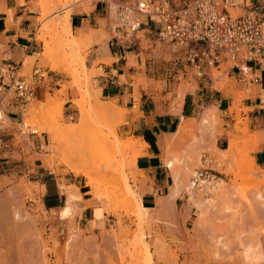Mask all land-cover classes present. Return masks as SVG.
<instances>
[{"label": "rangeland", "instance_id": "374dc122", "mask_svg": "<svg viewBox=\"0 0 264 264\" xmlns=\"http://www.w3.org/2000/svg\"><path fill=\"white\" fill-rule=\"evenodd\" d=\"M74 1L44 0L38 39L48 44L50 53L42 57L51 63L50 69L56 70L60 64L72 67L70 86L76 89L72 103L77 116L70 119L64 115L67 95L62 86L53 94L39 93L23 105L27 109L19 117L6 116V122H0V254L7 255L9 264L24 260L25 264H264V173L250 157L259 140L238 119L234 132L229 133L236 138V148L233 156L225 159L210 143L218 121L204 129L198 127L200 118L184 121L180 134L171 136L174 148H168L171 141L165 144V162L174 163L184 183L193 181L192 172H197L203 174L206 184L197 183L192 196L182 189L170 221H160L143 209L135 192L134 174L143 144L118 135L121 118L101 113L100 105L91 99L95 92L86 65L96 44L80 50L68 46L70 36L62 35L54 22ZM81 6L85 12L91 10L87 4ZM98 33L101 52L109 36L104 31ZM157 49L167 69L195 74L189 68L183 70L185 64L175 60L169 47L157 44ZM33 62L34 58L26 61V72ZM229 67L227 62L220 70H211L215 88L229 85ZM185 84L190 89L196 85L191 78ZM79 105L88 113L87 123L80 131L71 130L69 124L79 120ZM44 168L65 196L64 210L72 211L68 218L55 217L44 206ZM71 195H76L75 200ZM198 201L200 206H196ZM94 206L110 218L107 228L98 233L77 228L75 217ZM19 241L23 246L17 249ZM7 260L4 263L8 264Z\"/></svg>", "mask_w": 264, "mask_h": 264}, {"label": "crops", "instance_id": "0c3cea01", "mask_svg": "<svg viewBox=\"0 0 264 264\" xmlns=\"http://www.w3.org/2000/svg\"><path fill=\"white\" fill-rule=\"evenodd\" d=\"M250 2L261 5V0ZM40 16L39 0H0V61L25 65L26 61L34 58L32 66L43 63L42 68L48 71L50 77L49 93L66 87L67 102L63 109L64 115L71 119L77 116V109L72 103L76 89L70 86L73 69L67 64H60L58 69L52 70L51 63L42 57L44 45L38 39ZM69 24L71 36L79 39L90 32L104 31L108 34L110 18L104 13L102 5H95L90 12L76 7L71 10ZM108 36L106 50L100 52V45L92 47L86 65V70L91 72L89 85L93 92H98L100 101L112 103L123 111L118 135L144 144H140L141 155L134 167L135 192L143 209L153 212L160 221L172 220L181 196L172 202L168 198L173 176L165 165V159L167 149L174 148L171 135L184 121L197 120L203 111L212 108L218 113V123L210 143L216 150H225L229 133L234 132L238 119H241L252 137L256 136L259 140L256 151L250 157L264 173V61L251 64V79L243 78L229 67V85L218 89L209 70H204L206 76L200 78L190 74V71L167 69L162 54L157 51V44L150 40V36L138 34L131 42L117 44ZM97 60L102 61L94 66ZM185 68L188 67L183 65V70ZM190 78L196 83L191 89L185 84ZM26 109L19 103H7L3 107L9 118L19 117ZM168 141L171 142L167 148L164 144ZM43 172L44 206L53 216L68 218L72 211L70 208L64 210V194L51 172L45 168ZM261 192L264 194V187ZM75 223L81 230L98 233L107 228L110 218L101 207L94 206L76 216Z\"/></svg>", "mask_w": 264, "mask_h": 264}, {"label": "built area", "instance_id": "2783aa9c", "mask_svg": "<svg viewBox=\"0 0 264 264\" xmlns=\"http://www.w3.org/2000/svg\"><path fill=\"white\" fill-rule=\"evenodd\" d=\"M75 0L74 7L102 5L110 18L114 43H128L138 34L170 48L177 62L204 78L229 62L251 79V64L264 61V0ZM72 5V6H73ZM83 8V7H82ZM90 12V11H89ZM49 73L40 66L0 61V110L7 103L29 104L49 92ZM24 126V124H23ZM203 177V174H200Z\"/></svg>", "mask_w": 264, "mask_h": 264}, {"label": "bare ground", "instance_id": "6f19581e", "mask_svg": "<svg viewBox=\"0 0 264 264\" xmlns=\"http://www.w3.org/2000/svg\"><path fill=\"white\" fill-rule=\"evenodd\" d=\"M39 2H40V6H42V4H43V2H44V0H39ZM59 2H61V4L62 3H66V4H68L69 3V0H59ZM64 3V4H65ZM73 4H74V2H73ZM73 8H76V7H74V5L72 6V5H69L68 7H66V8H63V9H66L64 12V14H63V16H59V17H57V16H55V21L54 22H56L57 23V26L59 25V29L61 28V30H60V33L62 34V35H64V34H68V36H70V38H71V40L69 41V43H67V45L68 46H70V47H75L77 50H80L81 49V46H83V48H84V46H90V45H92V44H98L99 42H101V40L99 41L98 39H99V37H98V31L97 32H90L89 34H86V35H83V39H75V38H73L72 36H71V34H70V24H69V19H70V16H71V10L73 9ZM62 9V10H63ZM48 10V9H47ZM48 13V12H47ZM46 16V15H45ZM43 18V17H42ZM46 18V17H45ZM44 21H45V19H44ZM55 23V24H56ZM48 23L46 22V25H47ZM43 26V25H42ZM44 28V27H43ZM41 27L39 28V30H38V32L40 33L41 32ZM43 31V30H42ZM44 34V33H43ZM100 36V35H99ZM40 38H42L43 39V35H41L40 36ZM44 45V48H43V52H42V56H44V57H47L48 55H49V47H48V44L47 43H44L43 44ZM106 50V43H104V46H103V48H102V50ZM73 50V49H72ZM29 60H33L32 58L31 59H29ZM95 93L94 94H92L91 96H92V98L91 99H93V101H95L96 103H98L99 105H100V111H101V113L103 112V113H105L106 115H108V116H112L113 118H122V113H123V111H121L119 108H117L115 105H113L112 103H104V102H102V101H100L99 100V96H98V92H96V91H94ZM37 103V102H36ZM38 105V104H37ZM36 107H38V106H36ZM78 108H79V120H78V122L76 123V124H69V126L71 127L70 129L72 130V128H74V129H76L77 131H80V130H82L83 129V127H85V125H86V123H87V116H88V113H87V111L85 110V108L83 107V106H81V105H79L78 106ZM38 109V108H37ZM55 110V109H54ZM53 110V111H54ZM58 111V110H57ZM60 111V110H59ZM58 111V112H59ZM99 111V112H100ZM31 112H33V111H30V113ZM52 112V111H51ZM218 113H217V111H216V109L215 108H212V109H210V110H207V111H204L203 113H202V115H201V117H200V120H199V128L201 129V128H206V127H208V126H211V125H213L216 121H218V119H217V117H218V115H217ZM124 115V114H123ZM7 115H6V113H5V111H3V109L2 110H0V122L2 123V124H4L5 122H6V117ZM215 126H216V124H214ZM26 126V125H25ZM203 128V129H204ZM181 129H183L182 127H181ZM180 132V128L178 129V131L177 132H175L174 134H172L171 136H175L176 137V135L178 134ZM35 133V132H34ZM82 133V132H81ZM180 134V133H179ZM65 135V134H64ZM69 135H71V134H69ZM142 144V143H141ZM169 144V143H168ZM144 145V144H143ZM165 145V144H164ZM133 146H134V144H133ZM254 146H255V144H254ZM135 148V147H134ZM235 148H236V138L235 137H230L229 138V141H228V146H227V149L225 150V151H222L221 152V154H222V156L225 158V159H228V158H230L231 156H233V154H234V151H235ZM221 158V157H220ZM165 165H166V167L168 168V169H170V172L172 173V175H173V185H172V189H171V191H170V194H169V199H170V201L172 202L174 199H176L179 195H180V192L182 191V189H185L186 191H187V193H189L191 196H192V194H193V191H195L196 189H195V187H199L198 185H197V183H199V185H202V184H206V182L204 181V180H202L201 179V177H200V174L199 173H197V172H192V179H194L193 181H188L187 183H184V181H182V178H181V174H180V172H179V170L177 171V170H174V163L172 162V161H166L165 162ZM195 167V166H194ZM176 169V168H175ZM73 172V171H72ZM182 172V171H181ZM183 175H184V173H183ZM183 177V176H182ZM87 178V177H86ZM190 178V177H189ZM208 182V181H207ZM209 183H211V182H209ZM215 183V182H214ZM216 185H218L219 183H215ZM211 185V184H210ZM206 186H208V185H206ZM202 188V187H201ZM214 188V187H213ZM195 189V190H194ZM70 193V192H69ZM73 194H74V192H73ZM70 195V194H69ZM75 196L76 195H71L70 196V198L71 199H74L75 200ZM168 196V195H167ZM190 196V197H191ZM261 196V195H260ZM257 197H258V195H257ZM262 197V196H261ZM262 198H264V197H262ZM261 198V199H262ZM168 199V200H169ZM259 200V199H258ZM260 201H262V200H260ZM199 202V201H198ZM205 202V201H204ZM169 203V202H168ZM202 204V203H201ZM200 204V202L198 203V204H196V206H200L201 205ZM193 206V205H192ZM262 207H264V203H262V205H261ZM260 206V208H262ZM211 207V206H210ZM2 208V207H1ZM206 208V207H205ZM3 209V208H2ZM214 209V208H213ZM262 209H264V208H262ZM260 211V210H259ZM4 212V211H3ZM209 212V211H208ZM166 213V212H165ZM5 216H6V214H5ZM8 224V223H7ZM13 228V227H12ZM7 229V228H6ZM1 232V231H0ZM16 232V231H15ZM20 232V231H19ZM3 233V232H2ZM4 234V233H3ZM21 236H23L22 234H21ZM25 236V235H24ZM28 236V235H27ZM41 237H42V235H41ZM41 237H40V240H41ZM8 239V238H7ZM38 239V238H37ZM36 239V240H37ZM11 240V239H10ZM12 240H14V239H12ZM11 240V241H12ZM16 240V239H15ZM3 242V241H2ZM8 242H10L9 240H8ZM23 242V241H22ZM27 242V241H26ZM25 242V243H26ZM16 243V242H15ZM14 243V244H15ZM17 243H19V245L17 244V249H19L20 248V246L22 245L23 246V244L21 243V241H19V242H17ZM38 243H39V240H37V245H38ZM4 244V243H3ZM9 244V243H8ZM11 244H12V242H11ZM21 244V245H20ZM41 246H42V244H40ZM9 246H10V244H9ZM14 246V245H13ZM28 246V245H27ZM29 247V246H28ZM11 248V247H10ZM16 248V247H15ZM14 248V249H15ZM27 248V247H26ZM30 248V247H29ZM6 249H8V248H6ZM22 249L23 248H21V251H22ZM10 251H12V250H10ZM9 251V252H10ZM42 251V250H41ZM40 251V252H41ZM44 251V250H43ZM16 252V251H15ZM28 252V251H27ZM27 252H25V253H27ZM1 253H3V252H1ZM19 253V252H18ZM31 253V252H30ZM1 255V254H0ZM4 255H5V253L4 254H2L1 256L3 257V258H5V260H7L6 259V257H7V255H5L6 257H4ZM20 254H18V255H16V256H19ZM0 256V257H1ZM10 256V255H9ZM8 256V257H9ZM29 257H32V256H29ZM35 257V256H34ZM45 257V256H44ZM3 258H2V260H1V264H6V263H4L5 262V260L3 261ZM1 259V258H0ZM28 259V258H27ZM38 259V258H37ZM20 260V259H19ZM39 260H40V258H39ZM29 261V260H28ZM43 261V260H42ZM46 261V260H45ZM7 262H8V264H9V261L7 260ZM18 262V261H17ZM22 262V261H21ZM40 262V261H39ZM44 262V261H43ZM22 263H26L25 262V260H24V262H22ZM21 263V264H22ZM28 264H29V262H27ZM36 263V262H35ZM35 263H33V264H35ZM38 263V262H37ZM11 264V263H10ZM41 264H43V263H41ZM46 264H48V263H46Z\"/></svg>", "mask_w": 264, "mask_h": 264}]
</instances>
